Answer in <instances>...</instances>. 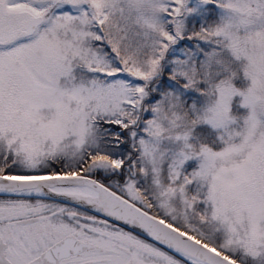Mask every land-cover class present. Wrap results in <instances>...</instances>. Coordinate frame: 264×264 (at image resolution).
<instances>
[{"label":"snow or ice","instance_id":"obj_1","mask_svg":"<svg viewBox=\"0 0 264 264\" xmlns=\"http://www.w3.org/2000/svg\"><path fill=\"white\" fill-rule=\"evenodd\" d=\"M0 264H264V0H0Z\"/></svg>","mask_w":264,"mask_h":264}]
</instances>
